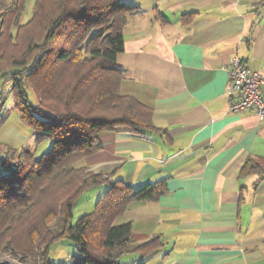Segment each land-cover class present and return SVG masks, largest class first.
I'll list each match as a JSON object with an SVG mask.
<instances>
[{"label": "crops", "instance_id": "1", "mask_svg": "<svg viewBox=\"0 0 264 264\" xmlns=\"http://www.w3.org/2000/svg\"><path fill=\"white\" fill-rule=\"evenodd\" d=\"M124 1L140 10L124 26L121 92L149 105L162 132L104 130L102 149L78 163L134 188L166 181L116 218L161 242L124 264H264V171L242 172L264 159V120L232 111L228 92L235 56L264 75V0Z\"/></svg>", "mask_w": 264, "mask_h": 264}, {"label": "trees", "instance_id": "2", "mask_svg": "<svg viewBox=\"0 0 264 264\" xmlns=\"http://www.w3.org/2000/svg\"><path fill=\"white\" fill-rule=\"evenodd\" d=\"M26 3L0 0V117L11 98L32 136L49 137L52 146L40 156L28 144L0 150V250L23 251L32 264H57L50 250L62 238L80 253L71 264H124L125 253H152L161 246L158 236H138L132 220L116 218L132 201L157 199L166 181L134 188L112 172L78 164L102 149L104 130L162 132L149 105L121 92L125 69L117 57L127 18L139 7L124 0H34L22 21ZM262 170L263 158H249L242 168ZM98 186L105 191L95 208L72 222L77 198Z\"/></svg>", "mask_w": 264, "mask_h": 264}, {"label": "rangeland", "instance_id": "3", "mask_svg": "<svg viewBox=\"0 0 264 264\" xmlns=\"http://www.w3.org/2000/svg\"><path fill=\"white\" fill-rule=\"evenodd\" d=\"M34 0H27L26 10L22 15V21H26L30 18L32 14V6ZM27 93L32 103H37V98L30 86H27ZM11 98L8 101V105L12 107L6 112V115L0 117V150L2 149L3 153L7 145L21 146L28 144L29 147L34 152L35 156H40L43 152L47 151L52 146V139L47 137L41 140H37L36 137L31 136L30 128L22 123L20 120L17 110L12 106ZM6 127H14L18 131L28 137V139L23 141L20 138L13 137L12 135H5ZM30 136V138H29ZM81 163V162H79ZM85 163V162H82ZM104 189L98 187H93L85 190L76 200L75 208L73 212L72 222H75L81 215L86 212H90L95 208V204L100 196L103 195ZM26 253L23 251H16L15 253L1 249L0 250V264H32L30 261H26L24 257ZM51 259L59 264H71L77 259H79L80 253L77 249V246L72 240L67 238H62L59 241L55 242L50 250ZM128 256H124L120 261L128 262Z\"/></svg>", "mask_w": 264, "mask_h": 264}, {"label": "built area", "instance_id": "4", "mask_svg": "<svg viewBox=\"0 0 264 264\" xmlns=\"http://www.w3.org/2000/svg\"><path fill=\"white\" fill-rule=\"evenodd\" d=\"M228 92L234 95L230 109L242 112L254 110L260 121L264 120V97L261 88L264 75L251 68L241 57L235 56L228 65Z\"/></svg>", "mask_w": 264, "mask_h": 264}]
</instances>
